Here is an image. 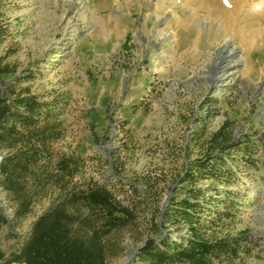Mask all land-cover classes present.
Instances as JSON below:
<instances>
[{"label":"rangeland","instance_id":"obj_1","mask_svg":"<svg viewBox=\"0 0 264 264\" xmlns=\"http://www.w3.org/2000/svg\"><path fill=\"white\" fill-rule=\"evenodd\" d=\"M205 1L0 0V55L18 88L64 97L55 150L80 155L79 177L126 203L134 187L144 194L157 183L149 205L160 191L166 201L165 178L202 156L226 119L236 135L249 132L260 143L254 165L232 152L237 174L220 185L241 195L240 211L215 235L247 233L240 253L220 264H264V14H251L248 0ZM49 205L41 198L17 219L0 188V264ZM142 241L127 232L109 264H136Z\"/></svg>","mask_w":264,"mask_h":264},{"label":"trees","instance_id":"obj_2","mask_svg":"<svg viewBox=\"0 0 264 264\" xmlns=\"http://www.w3.org/2000/svg\"><path fill=\"white\" fill-rule=\"evenodd\" d=\"M6 31L0 24V39ZM13 76L15 69L0 55V188L17 219L41 198L50 197V205L6 264H109L127 232L143 240L136 264H220L244 248L245 231L215 235L216 225L235 217L242 203L239 193L220 188L237 174L228 158L241 153L244 166L252 167L260 145L249 132L236 135L235 121L226 119L202 156L165 178L166 201L160 191L161 200L149 205L146 197L157 183L144 194L134 187L126 203L108 186L79 177L80 155L55 150L65 135L64 97L18 88ZM204 179L213 182L204 186ZM5 221L0 214V223Z\"/></svg>","mask_w":264,"mask_h":264},{"label":"clouds","instance_id":"obj_3","mask_svg":"<svg viewBox=\"0 0 264 264\" xmlns=\"http://www.w3.org/2000/svg\"><path fill=\"white\" fill-rule=\"evenodd\" d=\"M248 11L253 15L264 14V0H248Z\"/></svg>","mask_w":264,"mask_h":264},{"label":"bare ground","instance_id":"obj_4","mask_svg":"<svg viewBox=\"0 0 264 264\" xmlns=\"http://www.w3.org/2000/svg\"><path fill=\"white\" fill-rule=\"evenodd\" d=\"M198 1L201 2V3H199L201 8H205L206 7V2L207 1H205V0H198ZM233 2H234V7H238L239 6L238 4L241 3V2H243V0H233Z\"/></svg>","mask_w":264,"mask_h":264},{"label":"snow or ice","instance_id":"obj_5","mask_svg":"<svg viewBox=\"0 0 264 264\" xmlns=\"http://www.w3.org/2000/svg\"><path fill=\"white\" fill-rule=\"evenodd\" d=\"M225 3H227V0H225Z\"/></svg>","mask_w":264,"mask_h":264}]
</instances>
